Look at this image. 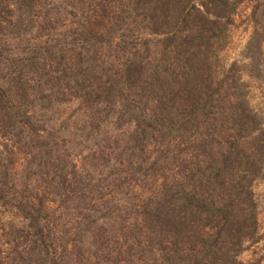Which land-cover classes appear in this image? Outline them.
<instances>
[{
	"label": "trees",
	"instance_id": "16d2710c",
	"mask_svg": "<svg viewBox=\"0 0 264 264\" xmlns=\"http://www.w3.org/2000/svg\"><path fill=\"white\" fill-rule=\"evenodd\" d=\"M67 2L61 18L46 0H0V207L26 222L29 237L25 245L8 242L0 264H67L58 225L68 203L111 205L123 189L134 200L123 222L142 237L144 264H234V251L225 262L206 260V244L210 231L217 244L222 229L237 223L249 193L232 178L250 149L241 133L221 131L213 153L199 133L209 102L199 65L211 27L228 20L234 5ZM52 103L76 104L96 130L111 126L107 144L92 155L110 170L107 197L96 195L100 188L86 180L76 155L48 130L43 113ZM188 156L200 160L189 166ZM137 176L152 189L134 194Z\"/></svg>",
	"mask_w": 264,
	"mask_h": 264
},
{
	"label": "rangeland",
	"instance_id": "374dc122",
	"mask_svg": "<svg viewBox=\"0 0 264 264\" xmlns=\"http://www.w3.org/2000/svg\"><path fill=\"white\" fill-rule=\"evenodd\" d=\"M67 1L46 0V3L54 12L61 11V18H64L62 11H69L65 7ZM227 2L235 9L228 20L222 19L220 25L211 27L204 47V61L199 65L204 80L201 97L209 101L204 117L206 124L199 133L206 138L207 151L212 148L213 153L220 148L216 145L219 132L241 133L240 144L250 149L251 156L249 160L244 159L247 164H242L241 171L237 177L233 174L232 179L239 182L241 192L249 196H241L245 201L237 214V223L222 229L217 244L215 235L211 231L208 233L211 239H206V246L211 251L206 260L214 258L225 262L234 251V264H264V0ZM46 107L43 118L48 130L55 132L69 152L76 155L77 165L87 170L86 180L92 178L100 188L98 194L92 195L107 197L112 191L106 188L105 180L108 181L110 170L96 156L92 159V155L96 148L107 144L111 126L96 130L93 120L84 116V110H79L76 104L52 103ZM248 133L250 137L247 138ZM194 154L197 153L191 155ZM182 159L189 166L190 162L200 160L189 156ZM136 178L141 188L134 194L152 189L150 181L140 176ZM119 192L112 194L117 199L113 205L93 204L88 199L68 203L67 215L62 225H58L59 237L68 245L67 264H144L143 239L132 229L126 230L128 224L123 222L134 204L133 193L124 189ZM90 209L97 214L89 212ZM108 209L115 216L100 218ZM87 214L89 218L81 221ZM76 217L77 223L71 224ZM245 220L249 224L253 222L250 229L246 228ZM28 239L26 222L11 208L0 207L1 255L8 253L11 246L8 242L25 245Z\"/></svg>",
	"mask_w": 264,
	"mask_h": 264
}]
</instances>
